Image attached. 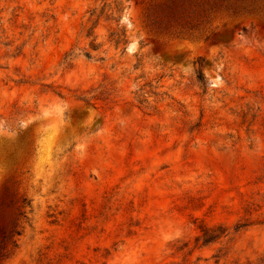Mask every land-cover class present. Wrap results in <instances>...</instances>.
Here are the masks:
<instances>
[{
    "label": "rangeland",
    "instance_id": "obj_1",
    "mask_svg": "<svg viewBox=\"0 0 264 264\" xmlns=\"http://www.w3.org/2000/svg\"><path fill=\"white\" fill-rule=\"evenodd\" d=\"M167 1L0 0V264H264V0Z\"/></svg>",
    "mask_w": 264,
    "mask_h": 264
},
{
    "label": "trees",
    "instance_id": "obj_2",
    "mask_svg": "<svg viewBox=\"0 0 264 264\" xmlns=\"http://www.w3.org/2000/svg\"><path fill=\"white\" fill-rule=\"evenodd\" d=\"M193 2L191 0H168L167 4H163L160 6V13L162 14V19L166 20L169 18V21L180 22L185 18L187 7L191 6ZM122 40H117V44H119ZM9 188H6L3 194V197L6 196V200L12 197V194L9 195ZM0 200V219L4 218V206L5 200L4 198ZM10 201V200H9ZM18 203V207L16 208V212L11 214L9 218H7L6 225L0 227V262L9 257L12 254V249L17 247V239L16 236L20 235V221L26 217L25 210L27 207H31V202L27 200V198L21 199ZM222 227L216 228H205L202 229V235L198 237V240L203 239L204 245L212 242L214 239H217L221 232Z\"/></svg>",
    "mask_w": 264,
    "mask_h": 264
}]
</instances>
